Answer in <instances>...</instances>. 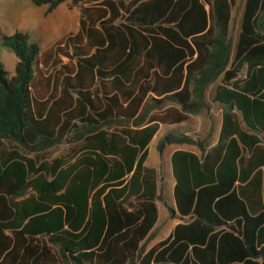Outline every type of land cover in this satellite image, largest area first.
<instances>
[{"label": "trees", "instance_id": "1", "mask_svg": "<svg viewBox=\"0 0 264 264\" xmlns=\"http://www.w3.org/2000/svg\"><path fill=\"white\" fill-rule=\"evenodd\" d=\"M71 1L103 8L43 53L0 36L18 59L11 77L0 63V264H264V0H244L234 46L237 0ZM216 82L215 145L166 136L199 154H171L182 223L146 249L161 198L148 144Z\"/></svg>", "mask_w": 264, "mask_h": 264}, {"label": "rangeland", "instance_id": "2", "mask_svg": "<svg viewBox=\"0 0 264 264\" xmlns=\"http://www.w3.org/2000/svg\"><path fill=\"white\" fill-rule=\"evenodd\" d=\"M243 6L244 0H237L232 7L229 35L233 46L238 38ZM102 8L100 4H74L71 0H66L52 12L47 13V6H35L32 0H0V36L12 35L15 32H25L29 35L32 42L38 44L41 53H43L52 48L57 41L77 32L81 12L84 9H88L87 14L89 19H95ZM55 58L61 62V65H70L71 63L60 52ZM17 61L18 59L15 54L11 50L3 47L0 40V63L9 77L14 75V68ZM57 64V69H59L60 64ZM44 69L49 71L51 67H44ZM54 70L52 69V71ZM218 83L216 82L209 86L206 90V108L200 114L195 116L189 115L181 124H160L157 145L162 142L163 152H167L176 147L175 144L166 142V136L170 133H183L187 131L200 141L208 143L209 145L213 143L221 115L220 107L212 101L213 91ZM68 147L66 143L58 145L49 151L48 157L60 156L67 151ZM186 147L194 149L193 146ZM154 152V148L151 147V155ZM157 153H159L158 148ZM165 174V166L162 163L158 169V180H160L161 176L164 177ZM167 195V192L162 187L160 189V201L168 199ZM148 246L149 244L147 248Z\"/></svg>", "mask_w": 264, "mask_h": 264}, {"label": "crops", "instance_id": "3", "mask_svg": "<svg viewBox=\"0 0 264 264\" xmlns=\"http://www.w3.org/2000/svg\"><path fill=\"white\" fill-rule=\"evenodd\" d=\"M181 123L182 122L177 123V124H181ZM177 124H168V125H177ZM221 125H222V117L220 115V120H219V124L217 127V133L215 135V139H214L213 143L211 145H209V147L215 145V143L217 142L218 136L220 133V129H221ZM159 126H160V124H159ZM241 126L244 128L243 124H241ZM159 131H160V127L158 128L156 134L153 136L150 143L148 144V155H147V158L145 161V165L147 167L154 168L156 170L158 194L160 195V189L163 187L164 191H166L168 194L167 195L168 199H163L162 201H160L161 199H159L155 202L156 209H157V220H156L155 225L152 229V231L154 232V238L150 241L151 244L149 243V246L147 249L151 248L152 246H154L155 244H157L161 240L168 237V235L172 232L173 228L178 223H182V221L177 219V218H170L169 211H168V207H174L173 189H174L175 182H174V179L172 176V171H171V164H170L171 154L175 150H185V151H190V152L199 154L198 149L194 145H176V147H174L172 150H169L167 152H163V149H162L161 152L158 151L159 153H157V146H158L157 145V138H158V132ZM183 134L189 135V136L197 139L196 137L192 136L187 131L183 132ZM186 146H193L194 149L187 148ZM151 147H153L154 151H155L154 154H152V155L150 153ZM162 153H163V155H162ZM157 158H158V160H157ZM162 163L165 166L166 174L164 177L161 176L160 180H158V169H159V166L162 165Z\"/></svg>", "mask_w": 264, "mask_h": 264}, {"label": "water", "instance_id": "4", "mask_svg": "<svg viewBox=\"0 0 264 264\" xmlns=\"http://www.w3.org/2000/svg\"><path fill=\"white\" fill-rule=\"evenodd\" d=\"M166 142H167V140H166Z\"/></svg>", "mask_w": 264, "mask_h": 264}]
</instances>
